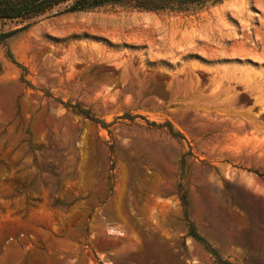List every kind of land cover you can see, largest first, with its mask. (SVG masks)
I'll return each instance as SVG.
<instances>
[{
	"label": "rangeland",
	"instance_id": "obj_1",
	"mask_svg": "<svg viewBox=\"0 0 264 264\" xmlns=\"http://www.w3.org/2000/svg\"><path fill=\"white\" fill-rule=\"evenodd\" d=\"M33 1L0 0V264H264V0Z\"/></svg>",
	"mask_w": 264,
	"mask_h": 264
},
{
	"label": "trees",
	"instance_id": "obj_2",
	"mask_svg": "<svg viewBox=\"0 0 264 264\" xmlns=\"http://www.w3.org/2000/svg\"><path fill=\"white\" fill-rule=\"evenodd\" d=\"M66 0H43L41 3L36 1L31 2L28 14L39 13L46 8L53 7L54 5L64 2ZM132 0H74L71 10H84L101 7L107 4H127Z\"/></svg>",
	"mask_w": 264,
	"mask_h": 264
}]
</instances>
